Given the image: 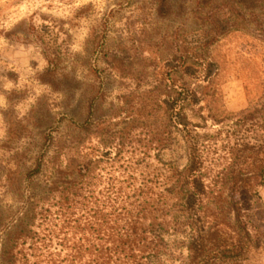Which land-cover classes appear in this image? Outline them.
<instances>
[{"label":"rangeland","instance_id":"374dc122","mask_svg":"<svg viewBox=\"0 0 264 264\" xmlns=\"http://www.w3.org/2000/svg\"><path fill=\"white\" fill-rule=\"evenodd\" d=\"M181 90L192 102L177 115ZM262 102L264 0H0V256L65 156L105 169L109 154L147 153L183 169L176 122L224 156L253 122L215 125L209 105ZM244 202L253 247L237 264H264V187Z\"/></svg>","mask_w":264,"mask_h":264},{"label":"trees","instance_id":"16d2710c","mask_svg":"<svg viewBox=\"0 0 264 264\" xmlns=\"http://www.w3.org/2000/svg\"><path fill=\"white\" fill-rule=\"evenodd\" d=\"M191 93L179 91L178 114ZM212 105V104H211ZM208 117L218 125L243 116L255 138L236 140L224 156L189 139L181 169L161 158L107 155L98 169L89 152L65 156L46 197L31 202L27 219L7 237L0 264H237L251 247L244 198L264 187V102L252 112ZM89 131V124L85 125ZM214 144V149H215ZM213 148V147H212ZM215 151V150H214ZM42 165L31 174L37 175ZM75 173L73 174V169ZM57 171V170H56Z\"/></svg>","mask_w":264,"mask_h":264}]
</instances>
